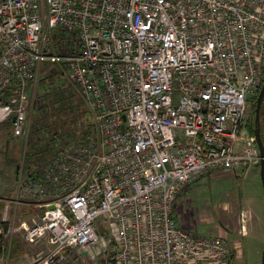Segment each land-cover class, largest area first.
Instances as JSON below:
<instances>
[{
  "label": "built area",
  "instance_id": "2783aa9c",
  "mask_svg": "<svg viewBox=\"0 0 264 264\" xmlns=\"http://www.w3.org/2000/svg\"><path fill=\"white\" fill-rule=\"evenodd\" d=\"M56 63L90 119L30 162L36 88ZM263 78L264 0H0V122L23 149L14 192L41 210L18 227L48 243L26 264L110 244L113 264H234L227 236L194 234L174 200L216 168L259 163L243 121Z\"/></svg>",
  "mask_w": 264,
  "mask_h": 264
},
{
  "label": "rangeland",
  "instance_id": "374dc122",
  "mask_svg": "<svg viewBox=\"0 0 264 264\" xmlns=\"http://www.w3.org/2000/svg\"><path fill=\"white\" fill-rule=\"evenodd\" d=\"M68 36L71 40H76L77 34L74 33V29H70ZM65 70V66L61 64H45L44 75H40L39 80L46 75L49 83L39 82L36 88L38 93L34 100L30 118V142L32 146L36 145V148H32L33 153L39 150L38 147L42 142L38 139L39 134H42V127L47 134L51 132V127L55 126L57 129L61 128L65 132L64 134L78 135L82 130L83 121L90 119L88 108L84 102L82 103L83 98L78 87L66 78ZM62 88H65V100H61L59 97ZM43 93L44 95L41 97L45 98V102L50 103L47 105L48 110L42 113L44 118L41 116L42 107H39L42 105L40 95ZM62 103L67 107L65 111L63 110L64 112L58 108L54 109V114H60V118L62 117L59 120L53 115V106ZM253 112L254 100H250L247 116L243 121V126L250 133L254 127L255 116ZM29 116L28 110V120ZM47 123H51V125ZM10 132L11 122H0V197L3 198L4 202L2 216L7 211L10 217L13 216L9 219L11 231L8 235H4V243L12 241L10 261H12V254L15 253V245H17V250L21 249L22 246L27 248L29 252L31 251L22 259L16 258V255L13 257L14 264H25L32 261L36 256L45 253L47 249L40 251L39 244L35 246L24 245L27 243L23 240V228L18 227L22 221L32 222L33 217H37L41 210L35 204V199L17 196L14 192L12 169L21 163L22 145L18 141L10 139ZM262 133L264 138L263 119ZM44 151L47 153L46 147H44ZM173 214L180 224L194 234L226 235L231 247H233L234 264H262L264 188L260 177V165H252L248 169H238L237 171L216 168L211 173L201 175L196 182L187 185L177 194L174 200ZM99 234L108 237L103 224L100 225ZM77 252L81 257L74 259L71 255L69 257L70 264H113L111 260L112 244L101 254L98 253L99 247L94 245L87 249H78ZM93 253H97V257L91 259ZM21 255H24V252Z\"/></svg>",
  "mask_w": 264,
  "mask_h": 264
},
{
  "label": "trees",
  "instance_id": "16d2710c",
  "mask_svg": "<svg viewBox=\"0 0 264 264\" xmlns=\"http://www.w3.org/2000/svg\"><path fill=\"white\" fill-rule=\"evenodd\" d=\"M39 82L49 83L46 75L43 78H41V80ZM263 82H264V78H263ZM64 90H65V88H62L61 93H59V97H60L61 100H65L66 99V94L64 93ZM259 90H258V92H259ZM258 92L255 95H253L251 97V99H250V100H254V110H255V107H256V99H257V96H258ZM43 95H44V93L42 95H40V99L42 100L41 101L42 105L39 106V107H42L41 116H42L43 111L48 110L47 105L50 104V103L45 102V98L44 97H41ZM83 102H84V100L82 99V103ZM43 104H45V105H43ZM55 108H58V110H61L62 112H64L67 109V107L64 105V103H62L61 105L56 104L55 106H53V115L56 116L59 120L62 119V117L60 118V114H54V109ZM50 114H51V112H50ZM253 114L255 116V112H253ZM44 117L45 116L43 115L42 118H44ZM260 117H261V128H262V119L264 120V99H263L262 106H261ZM254 121H255V117H254ZM47 124H49V123H47ZM49 125H51V123ZM41 129H42V134H39V136H38V139L42 140V142L40 143V145L38 147L39 150L36 151L35 153H33L32 148H36V145H34V146H32V144L30 145V150L28 152V156H29L28 158H29L30 162H31V160H40V156L43 153H45L44 147H46L47 143L50 140L54 139L57 135H59V134L63 135L65 133L61 128L57 129V128H55V126L51 127V132L48 133V134L45 133L46 130L44 129V127H42ZM252 133L254 134V127H253V130H252L251 134ZM10 134H11V132L9 133V136H10ZM30 137H31V135H30ZM262 137H263V133H262ZM38 156H39V159H37ZM3 207H4L3 198L0 197V256L2 255L3 250H4V235L8 231V229L10 228V222L8 220L4 219L3 216H2ZM14 250H15V252L18 251L17 250V245H15V249Z\"/></svg>",
  "mask_w": 264,
  "mask_h": 264
},
{
  "label": "water",
  "instance_id": "95a60500",
  "mask_svg": "<svg viewBox=\"0 0 264 264\" xmlns=\"http://www.w3.org/2000/svg\"><path fill=\"white\" fill-rule=\"evenodd\" d=\"M263 99H264V82L258 92V96L256 99V107L254 110L255 112L254 137H255L257 146L259 148L260 156H261L259 163H257L256 165H260V177H261L262 185L264 188V140L262 137L261 117H260ZM51 207H53V205H51ZM261 260H262V264H264V249L262 251Z\"/></svg>",
  "mask_w": 264,
  "mask_h": 264
},
{
  "label": "crops",
  "instance_id": "0c3cea01",
  "mask_svg": "<svg viewBox=\"0 0 264 264\" xmlns=\"http://www.w3.org/2000/svg\"><path fill=\"white\" fill-rule=\"evenodd\" d=\"M5 200V199H4ZM46 244V245H43V244ZM24 244V243H23ZM22 244V245H23ZM39 244V245H38ZM24 245H26V246H30V245H27V244H24ZM35 245H38V247L40 246V248H41V250L40 251H42V250H46L47 248H48V243H47V241H43V242H38V243H36ZM35 245H33V246H35ZM20 250V251H19ZM18 251L19 252H15L14 254H12V261H10V259L9 260H6L7 261V263L8 264H14V260H13V257L16 255V258L17 257H19L20 259H22L24 256H27L28 255V253L30 254V252L28 251V249L27 248H23L22 246H21V249L19 248L18 249ZM22 252H24V255H21V253ZM33 252V251H32ZM26 264V263H25Z\"/></svg>",
  "mask_w": 264,
  "mask_h": 264
},
{
  "label": "bare ground",
  "instance_id": "6f19581e",
  "mask_svg": "<svg viewBox=\"0 0 264 264\" xmlns=\"http://www.w3.org/2000/svg\"><path fill=\"white\" fill-rule=\"evenodd\" d=\"M23 150V149H22Z\"/></svg>",
  "mask_w": 264,
  "mask_h": 264
},
{
  "label": "clouds",
  "instance_id": "9594fccd",
  "mask_svg": "<svg viewBox=\"0 0 264 264\" xmlns=\"http://www.w3.org/2000/svg\"><path fill=\"white\" fill-rule=\"evenodd\" d=\"M254 135V134H253Z\"/></svg>",
  "mask_w": 264,
  "mask_h": 264
}]
</instances>
